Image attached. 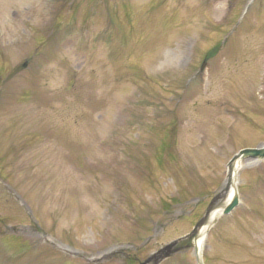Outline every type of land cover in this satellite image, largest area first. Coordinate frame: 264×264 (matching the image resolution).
Returning a JSON list of instances; mask_svg holds the SVG:
<instances>
[{"label": "rangeland", "instance_id": "374dc122", "mask_svg": "<svg viewBox=\"0 0 264 264\" xmlns=\"http://www.w3.org/2000/svg\"><path fill=\"white\" fill-rule=\"evenodd\" d=\"M262 145L264 0H0V264H197ZM237 188L205 264H264V160Z\"/></svg>", "mask_w": 264, "mask_h": 264}, {"label": "water", "instance_id": "95a60500", "mask_svg": "<svg viewBox=\"0 0 264 264\" xmlns=\"http://www.w3.org/2000/svg\"><path fill=\"white\" fill-rule=\"evenodd\" d=\"M261 159V158H264V145L260 148H247V149H244L242 151L239 152V154H237L233 159L232 161L230 162L229 164V170H230V175H229V184L231 185V182L233 181L232 180V176L234 174V171H235V165H236V162L240 161L241 159ZM228 185L225 189V193L223 194H220L218 195L216 198H214V200L211 202L208 210H207V213L205 215V217L197 224L196 226V229L195 231L197 232V229L199 227H201L202 225L208 223V219H209V216L210 214L215 210L219 213V209L220 207L222 206V202H219L218 199H225V197L227 196V191L229 190V186ZM238 204V197L237 195L235 194L231 203H229L228 205H225L222 209V212L224 214H228L230 211H232L235 206H237ZM221 211V210H220ZM170 247V246H168ZM196 252H197V257H198V263L199 264H203L202 260H201V257L199 256V251H198V248L196 249ZM160 253H161V250L158 251L156 254L152 255L151 257H149L147 260H145L143 263H140V264H150L151 262H153L152 264H158L159 261L157 260L159 257H160ZM167 255V254H166ZM163 258V257H161Z\"/></svg>", "mask_w": 264, "mask_h": 264}, {"label": "bare ground", "instance_id": "6f19581e", "mask_svg": "<svg viewBox=\"0 0 264 264\" xmlns=\"http://www.w3.org/2000/svg\"><path fill=\"white\" fill-rule=\"evenodd\" d=\"M239 165V162H237L236 163V166H238ZM236 170V169H235ZM234 181H235V178H234ZM234 186H235V183H234ZM230 193L228 194V196H227V198L228 199H226V202H225V204H227L228 202H229V200H230V198L232 197V195H233V191H235L234 189H233V185L232 186H230ZM216 215V213L215 214H212L211 216H210V220H212V218L214 217ZM205 232H206V228H203V229H201L200 231H199V239L197 240V247H198V250L200 251V254L202 255V250H201V247H202V244H203V242H204V237H205Z\"/></svg>", "mask_w": 264, "mask_h": 264}]
</instances>
